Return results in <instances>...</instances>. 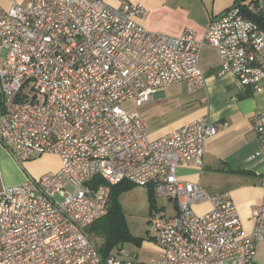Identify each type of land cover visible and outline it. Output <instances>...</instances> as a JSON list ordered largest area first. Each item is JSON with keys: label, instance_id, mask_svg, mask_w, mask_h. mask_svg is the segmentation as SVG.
<instances>
[{"label": "built area", "instance_id": "1", "mask_svg": "<svg viewBox=\"0 0 264 264\" xmlns=\"http://www.w3.org/2000/svg\"><path fill=\"white\" fill-rule=\"evenodd\" d=\"M243 9L264 12V0H235L198 39L188 27L176 36L147 30L146 7L128 0H23L0 8V142L18 161L44 153L60 159L57 170L0 192V264H257L264 197L247 232L228 193H210L177 173L182 163L202 166L218 127L199 116L152 137L139 111L121 107L127 100L139 107L173 83L201 87L205 43L217 49L220 74L259 90L264 29ZM251 123L255 154L264 156V114L253 113ZM121 180L175 199L174 214L151 219L158 252L146 262L134 253L102 257L84 231L106 214L111 185ZM205 202L209 209H195Z\"/></svg>", "mask_w": 264, "mask_h": 264}, {"label": "crops", "instance_id": "2", "mask_svg": "<svg viewBox=\"0 0 264 264\" xmlns=\"http://www.w3.org/2000/svg\"><path fill=\"white\" fill-rule=\"evenodd\" d=\"M22 1L0 0V8H9L12 3ZM104 1L117 6L121 0ZM128 1L146 7L147 14L141 24L147 30L176 36L188 27L195 32L196 38L202 39L211 19L235 0ZM199 64L205 76L201 87L189 91L182 82L170 84L139 106V111L152 137L199 116L218 127L217 133L206 141L202 166L182 163L177 173L183 180L200 182L210 193H228L248 232L252 227V211L264 197V156L255 154L259 142L251 123L253 113L264 114V82L259 90L253 91L241 85L233 73L220 74L217 49L208 43L201 48ZM51 156L59 160L52 169L57 170L60 159L56 154ZM210 207L205 202L195 209L204 211Z\"/></svg>", "mask_w": 264, "mask_h": 264}, {"label": "rangeland", "instance_id": "3", "mask_svg": "<svg viewBox=\"0 0 264 264\" xmlns=\"http://www.w3.org/2000/svg\"><path fill=\"white\" fill-rule=\"evenodd\" d=\"M4 50H0V67L4 59ZM126 111H139L140 107L135 105L134 100L121 103ZM140 112V111H139ZM0 192L7 185L20 183L28 177H39L45 172L54 171L53 166L59 164L55 156L42 154V157L33 163L31 160L16 161L13 155L0 142ZM121 230L127 236L123 241L113 244L109 254L120 255L134 253L141 262H146L151 256L158 252V236L151 222L153 216L174 214L176 211L175 199L167 196H156L148 186L131 183L119 194ZM122 234V233H121ZM93 242L100 247L101 239L97 236L91 237ZM102 238V237H101ZM103 240V238H102ZM255 261L264 264V242L256 245Z\"/></svg>", "mask_w": 264, "mask_h": 264}, {"label": "trees", "instance_id": "4", "mask_svg": "<svg viewBox=\"0 0 264 264\" xmlns=\"http://www.w3.org/2000/svg\"><path fill=\"white\" fill-rule=\"evenodd\" d=\"M244 12L252 20L257 22V24L261 28L264 29V12H251L246 10H244ZM93 181H95L97 184L105 183V181L99 176H96ZM129 184L130 181L121 180L111 185L110 199L106 214L94 220L84 228L85 233L90 239H92V236H97L101 239L102 243L100 244V247H98L97 245L96 246L98 252L102 255V257H106L110 253L111 246L113 244H117L123 241V239L127 238V236L121 230L122 223L120 222V217L118 215V211L120 208L118 197L120 192L127 188ZM148 188L154 194L153 189L150 185H148ZM101 237L103 238V240Z\"/></svg>", "mask_w": 264, "mask_h": 264}, {"label": "water", "instance_id": "5", "mask_svg": "<svg viewBox=\"0 0 264 264\" xmlns=\"http://www.w3.org/2000/svg\"><path fill=\"white\" fill-rule=\"evenodd\" d=\"M14 157V156H13ZM15 158V157H14ZM16 161H18L16 158H15Z\"/></svg>", "mask_w": 264, "mask_h": 264}]
</instances>
